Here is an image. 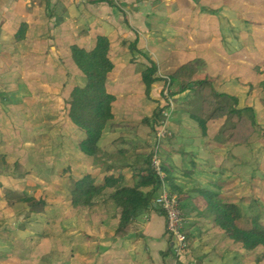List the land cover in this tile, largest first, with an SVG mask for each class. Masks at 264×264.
I'll list each match as a JSON object with an SVG mask.
<instances>
[{"label": "crops", "instance_id": "crops-1", "mask_svg": "<svg viewBox=\"0 0 264 264\" xmlns=\"http://www.w3.org/2000/svg\"><path fill=\"white\" fill-rule=\"evenodd\" d=\"M228 1L230 0H0V54L11 58L10 63L6 64V68L10 70L25 69L26 63L32 60L40 64L38 68L52 70L60 58L61 61L72 62L71 57L69 59L72 44L90 50L95 46L97 36L104 35L110 40V56L115 60L114 69L108 74V91L109 80L114 78L123 81L127 71H137L136 67L148 63L147 58L168 74L173 73L180 65L192 62L197 69L195 79L205 76L214 78L216 91L236 96L238 108L253 106L254 113L257 114L262 106L246 103L264 102V81H257L259 77L255 73L264 76V16L259 13L264 9V0ZM23 23L26 24L24 36L16 39V33ZM134 41L140 52H130L129 44ZM136 73L141 80V71ZM157 86L160 89L162 81L152 85V101L158 96ZM187 116L190 117L189 114ZM220 119L209 122H212L214 130L209 131L208 123L206 135L200 129L191 127V130L187 127V120L182 124L170 122L174 141L179 144L180 150L169 149L161 158L174 183L191 197L185 206L186 222L196 213L194 218L197 221L194 223L197 229L210 228L208 232L218 231L219 228L211 217L198 214L200 209L197 207H202L204 201L197 189L215 191L222 199L224 188L220 181L231 178L230 175L220 176L215 169L205 166L209 162L210 167H218L219 164L214 162L216 154H227L231 150L228 146L230 142L219 143V132L223 124V118ZM143 127L140 124L138 128L142 130ZM133 140L138 142V150L142 149L140 145L146 144L140 137H133ZM132 146H135L134 143ZM102 150L105 154V149ZM86 156L83 157L88 160ZM140 156L137 155L135 165H127L136 169L135 173L131 170V175L117 165H110L112 169H109L108 175L106 171L101 173L102 179H97L91 173L92 170L87 173L92 174L98 183H103L105 177H119L117 184L132 185L138 169L144 167ZM93 164L97 163L93 160ZM100 164L109 163L102 159L97 165ZM113 191L114 187H107L100 195L108 192L109 198ZM7 205L6 200H3L0 210L6 211L3 207ZM156 205L153 203L154 207ZM81 212L90 216L80 232L84 240L81 237V242L76 245L83 252L81 264H208L205 256L197 255L196 249L194 250V246L203 245L196 242L199 237L196 233H189L195 240L191 248H186L184 254L177 255L174 240L166 231L165 217L156 209L140 211L123 235L116 233L119 209L112 200L104 202L100 199L95 201L92 208ZM6 230L3 227L0 231V264H13V259H22V251L20 245L16 244L18 253L12 254ZM221 233L226 241L234 242L222 230ZM34 238L36 237L29 239L36 243ZM73 244L74 242L72 246ZM24 248L27 254L33 249L28 246ZM202 252L206 254L209 249ZM79 255L76 256L77 260Z\"/></svg>", "mask_w": 264, "mask_h": 264}, {"label": "rangeland", "instance_id": "rangeland-1", "mask_svg": "<svg viewBox=\"0 0 264 264\" xmlns=\"http://www.w3.org/2000/svg\"><path fill=\"white\" fill-rule=\"evenodd\" d=\"M259 13L264 16V9ZM10 59L8 55L0 54V203L6 200L8 204L3 207L6 211L0 210V231L3 227L7 228L5 232L11 241L12 254L18 253L16 244L20 245L22 259H13V264H81L83 252L76 245L81 242V237L84 240L80 232L90 216L82 213L81 208L72 207L70 191L73 181L91 170L97 179H102L101 173L107 172L108 175L109 169H112L110 165L122 167L121 170L126 174L131 175V170L135 173L136 169L127 165L134 164L138 154L143 161L152 151L159 127L156 125L152 128L141 123V120L151 117L156 101L166 105L169 100L161 92L163 85L160 89L155 87L158 90L156 101L144 96V86L136 72L144 69L148 63L136 67L137 71H125L127 75L123 81L114 78L109 80V91L116 97L112 105L116 117L99 140L102 149H105L102 159L108 160L109 164L97 165L102 159L93 164L92 157L88 156L87 160L83 157L85 154L79 153L78 144L84 134L68 117L69 91L73 86L84 83L82 74L73 62L69 60L70 64L60 58L57 66L50 70L38 68L40 64L32 60L26 63L25 69L10 70L6 68ZM255 73L259 77L257 81H264V76ZM157 75L169 74L157 67ZM192 93L189 90L176 95L177 99L174 101L172 98V103H169L171 107L162 111V117H166L167 132L160 141L157 154L160 159L169 149L180 150L179 144L174 141L170 122L182 124L187 120V127L202 131L196 121L187 116L189 107L185 106V102ZM246 104L262 106L260 112L255 114L256 125L252 126L247 120L242 121L234 135L229 137L231 140L224 139L228 137L226 132L219 133L220 144L231 143L228 145L231 147L229 155L226 152L216 154L214 162L219 166L210 167L209 162L205 166L215 169L220 176L230 175L229 180L220 181L224 188V202L235 203L243 217L259 215L264 223V102L250 101ZM211 123L209 131L214 130ZM140 124L144 126L142 130L138 128ZM133 137L145 140L146 144L140 145L141 150L136 147L138 142ZM133 143L135 146H132ZM164 183L171 190L169 183ZM33 193L44 194L46 206L43 213L29 216L28 206L18 199ZM107 194L98 195L95 201H108ZM195 216L196 213L187 222L184 217V229L187 233L199 236L196 242L203 245L194 246V250L197 255H204L208 264H264L263 246L247 250L239 243L226 241L220 229L211 232H208L210 228L197 229ZM33 236L36 237V243L29 239ZM194 242L193 237L189 240L188 249ZM24 246L33 249L27 254ZM206 249L209 252L203 254L202 251Z\"/></svg>", "mask_w": 264, "mask_h": 264}, {"label": "trees", "instance_id": "trees-1", "mask_svg": "<svg viewBox=\"0 0 264 264\" xmlns=\"http://www.w3.org/2000/svg\"><path fill=\"white\" fill-rule=\"evenodd\" d=\"M26 24L23 23L16 33V39L24 36ZM131 53L140 52L136 48V41L130 42ZM142 54V53H141ZM70 57L74 66L83 76V85H75L68 94V117L71 122L83 132L80 140L79 150L93 158L95 162L101 160L104 151L98 145L105 128L112 125L114 118L112 105L115 102V95L107 90L106 83L108 74L114 69L115 60L110 56V40L107 36L99 35L95 46L87 50L76 44L70 46ZM145 58L146 55H144ZM148 65L141 70V81L144 85L146 98L152 99L150 93L152 85L161 80L169 81L170 95L173 100L176 95L191 90L192 96L186 100L185 106L189 107L188 114L195 120L201 128L202 133L207 132L210 121L223 118L220 134L226 132L224 139H230L237 131L238 125L247 120L252 126L256 125L254 109L251 106L238 108V98L234 95L216 91L214 88V78L205 76L195 79L197 72L196 66L192 62L180 65L176 70L167 75V78L157 75L156 63L148 59ZM156 101V99H155ZM157 105L151 117H143L141 123L150 125L152 128L163 122L162 111L168 108V104ZM191 108V109H190ZM230 137V138H229ZM152 150L144 159L143 165L135 174L132 185L117 184L118 178L105 177L103 183H98L96 178L90 174H84L72 183L70 191L71 204L82 211L94 206L95 199L107 187H114L113 193L109 196L114 205L118 207L119 222L116 233L123 235L129 228L132 219L140 212L149 209H156L164 215V211L153 203L161 190L163 182H168L171 192L178 197L179 207L184 215L186 202L191 200L187 192L174 183L171 173L162 162V169L165 173L164 178L157 175L152 167ZM203 198L202 207H197L198 214L211 217L215 225L222 230L227 237L235 243H239L243 248L252 250L258 246L264 247V223L261 222L259 215L243 217L236 204L224 203L219 194L212 190L197 189ZM28 207V215L35 216L44 212L46 198L42 193L25 195L18 199ZM199 201H197L198 203ZM197 206V205H196ZM194 206V207H196ZM165 216V215H164ZM187 246L191 239V234L185 231Z\"/></svg>", "mask_w": 264, "mask_h": 264}, {"label": "built area", "instance_id": "built-area-1", "mask_svg": "<svg viewBox=\"0 0 264 264\" xmlns=\"http://www.w3.org/2000/svg\"><path fill=\"white\" fill-rule=\"evenodd\" d=\"M167 78L166 76H162ZM162 81L161 92L169 100V103H172V96L170 95L169 81L166 79ZM168 103V105H169ZM171 107L170 105L168 108ZM166 129V117H163V122L159 125L156 130L155 135V144L153 146L154 154L152 156L151 164L157 175L161 178H164L165 173L162 169L161 159L158 157V150L160 141L164 139ZM156 204L164 211L165 217V226L168 235L174 240L175 251L177 255H180L184 252L187 246V240L185 235V218L178 204V197L175 193H172L171 190L163 182L161 190L156 199Z\"/></svg>", "mask_w": 264, "mask_h": 264}]
</instances>
